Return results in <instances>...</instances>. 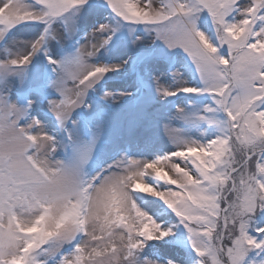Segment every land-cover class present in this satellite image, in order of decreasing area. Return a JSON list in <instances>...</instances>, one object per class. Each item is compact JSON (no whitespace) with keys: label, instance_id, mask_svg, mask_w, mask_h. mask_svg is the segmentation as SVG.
<instances>
[{"label":"snow or ice","instance_id":"6c2138e0","mask_svg":"<svg viewBox=\"0 0 264 264\" xmlns=\"http://www.w3.org/2000/svg\"><path fill=\"white\" fill-rule=\"evenodd\" d=\"M104 4L118 21L143 25L187 54L200 87L170 90L157 82L156 91L161 98L206 94L212 103L201 114L179 116L203 121L215 134L191 139L165 124L174 150L151 160L121 155L89 174L104 125L82 130L73 113L120 67L90 62L112 29L99 24L54 58L48 42L71 38V14L89 0H0V38L17 25L44 26L23 53L5 50L0 58V264H264V0ZM202 13L211 21L205 31ZM41 54L51 66L46 88L55 95L45 94L37 119L38 96L26 88V73ZM13 90L22 103L11 99ZM117 98L107 91L101 97ZM136 194L154 199L139 207ZM177 226L194 255L161 261L152 242H169Z\"/></svg>","mask_w":264,"mask_h":264},{"label":"rangeland","instance_id":"374dc122","mask_svg":"<svg viewBox=\"0 0 264 264\" xmlns=\"http://www.w3.org/2000/svg\"><path fill=\"white\" fill-rule=\"evenodd\" d=\"M71 15L76 17V31L71 38L61 39L60 44L56 40H50L48 54L54 58L67 54L77 41L83 43L85 35L97 25L108 24L112 29L108 33L111 39L90 58V62L106 66L120 65L118 69L105 74L89 90L85 100L88 107L77 109L73 113V119L82 130L86 127L85 124L92 127L102 122L104 125L103 136L97 141L87 166L89 174H94L121 155L151 160L174 150V145L164 132L165 124L178 129L186 138L202 139L209 134H215V129L205 122L189 123L179 116V112L191 116L201 114L204 107L212 103L206 94L178 93L175 97L161 98L156 91L157 82L170 90L181 85L200 87L195 67L181 48H168L163 41L156 38L154 32L145 30L143 25L130 26L118 21L104 4V0H89V5L79 13ZM60 24L58 20L53 28ZM199 26L202 31L211 27L206 13L201 14ZM43 27L21 24L6 32L0 38V58H3L5 50L13 54L23 53L26 49L24 42L35 38ZM63 30V26H60L59 31ZM50 68L42 54L34 56L27 67L26 88L38 96L34 113L37 119L41 118L40 114L46 106L45 94L48 98L55 95L51 89L46 88ZM173 73H178L179 79L173 80ZM105 91L117 94L118 98L111 103L104 101L101 97ZM120 93L130 95L119 96ZM11 99L22 103L16 90H13ZM221 117L222 114H218L217 118ZM44 127L50 133L58 135V138L62 136L57 133L54 124L44 123ZM153 199L136 194L139 207ZM186 240L185 230L182 226H177L173 236L168 238L169 242H152V246L161 261L185 255L191 257L194 254Z\"/></svg>","mask_w":264,"mask_h":264}]
</instances>
